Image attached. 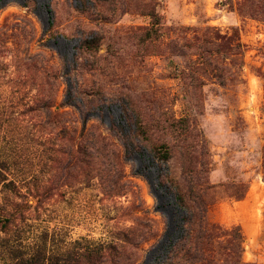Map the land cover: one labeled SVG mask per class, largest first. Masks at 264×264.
<instances>
[{
	"label": "rangeland",
	"instance_id": "rangeland-1",
	"mask_svg": "<svg viewBox=\"0 0 264 264\" xmlns=\"http://www.w3.org/2000/svg\"><path fill=\"white\" fill-rule=\"evenodd\" d=\"M238 8L239 0H0V153L19 191L51 187L12 243L101 250L82 264L163 262L176 211L157 185L167 167L150 152L165 144L184 185L208 168L207 218L239 226L242 262L264 264V20ZM63 136L80 156L66 169L52 147ZM97 137L108 146H91ZM231 183L245 184L243 198L218 187ZM8 247L0 240V264L13 262ZM213 264H224L216 253Z\"/></svg>",
	"mask_w": 264,
	"mask_h": 264
},
{
	"label": "trees",
	"instance_id": "trees-1",
	"mask_svg": "<svg viewBox=\"0 0 264 264\" xmlns=\"http://www.w3.org/2000/svg\"><path fill=\"white\" fill-rule=\"evenodd\" d=\"M238 11L242 15L264 20V0H239ZM39 107L40 110H43L45 117H48V123L55 125L58 122L57 115L50 111L48 103L42 101ZM27 110L30 111L31 108ZM262 112L264 113V102ZM52 118L55 120L51 121ZM69 140L64 139L63 136L59 143L51 141L53 151L62 153L66 157V162L62 166L65 169L71 166V163L80 160L79 152L73 148ZM90 144L91 146L95 144L108 146L104 138L99 137ZM54 146L57 149H54ZM170 149L169 146L162 144L150 152V156L160 168L167 167L165 173L160 172L157 175V185L164 190L165 194L172 197L176 211L172 228L174 232L169 235L170 240L165 251L167 259L165 258L158 264H173L175 260L178 263L213 264L214 253L222 258L224 264H245L241 260L243 236L239 226L228 230L207 218V210L211 204L209 190L213 188L204 180L208 168L203 166L196 173L202 175L201 182L197 181L195 186L184 185L171 176ZM262 152L261 167L264 178V147ZM4 155V153H0V194L4 200V206L0 205V232L8 236L0 240L9 245V254L13 259L12 264H82L85 258L91 259L96 256L101 251L96 247H87L75 252L67 250L56 253L47 251L41 244L36 245L31 251H26L12 243L20 236L21 225L25 222L27 215L31 211L37 212L38 208L50 198L51 187L48 183L42 187L33 185L27 188L25 193L19 191L13 181L8 178L7 170L10 161ZM218 187H223L227 195L236 200L245 195L244 183L220 184ZM30 197L34 201V205L29 202Z\"/></svg>",
	"mask_w": 264,
	"mask_h": 264
}]
</instances>
